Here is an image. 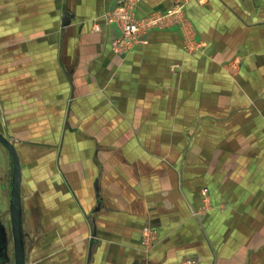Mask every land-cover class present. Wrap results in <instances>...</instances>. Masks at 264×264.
<instances>
[{
	"label": "crops",
	"instance_id": "crops-1",
	"mask_svg": "<svg viewBox=\"0 0 264 264\" xmlns=\"http://www.w3.org/2000/svg\"><path fill=\"white\" fill-rule=\"evenodd\" d=\"M172 2L2 1L0 131L17 145L22 188L18 144L29 141L33 158L23 228L64 236L61 257L73 264L87 254V264H182L187 256L264 264L263 211L245 205L259 195L239 198L229 213V183L201 178L190 161L202 155L201 139L186 133L201 122H191L196 113L218 107L242 111L253 128L263 117L264 0H187L184 21L142 32L127 46L118 22L108 21L117 5L140 19ZM202 187L218 207L198 219ZM145 225L160 237L146 254Z\"/></svg>",
	"mask_w": 264,
	"mask_h": 264
},
{
	"label": "rangeland",
	"instance_id": "rangeland-1",
	"mask_svg": "<svg viewBox=\"0 0 264 264\" xmlns=\"http://www.w3.org/2000/svg\"><path fill=\"white\" fill-rule=\"evenodd\" d=\"M2 1L0 0V51L4 50V30H3V10H2ZM187 0H173L170 6L164 9H158L146 16H143L140 19H135L133 15V10L129 8H124L122 5H117L111 12L108 14V21H117L118 24L122 25V17L128 18L133 22H140L142 19L151 18L153 16H158L159 18L155 24H145L143 27H140L138 31L134 33L131 38L128 40H124L122 38V42L126 44H131L134 40L139 37V34L154 28H161L167 26L169 23L179 22L185 20L184 16V6ZM16 13L17 11H10ZM43 15V25L44 28L46 24L48 25L51 19L50 8L44 10ZM61 14V13H60ZM14 14L11 15L13 17ZM61 18V17H60ZM50 26V25H49ZM122 31V26H121ZM46 37V36H45ZM45 44H47V40H44ZM32 43V42H29ZM0 63L4 65V59L0 60ZM232 67H236V63L234 61L231 63ZM178 64L173 65V69ZM199 116L192 119L193 121H201L199 124L193 125L189 127L186 131L188 135H195L197 138L201 139V142L198 144L204 149L201 156L190 160L191 162L196 161L199 166L197 167L198 171L201 173V178H207L216 180H223L229 183L230 187L227 188L225 194H228L229 197L232 198L230 202L226 204L225 209L229 213H233L234 210L238 211L239 198L244 196H248V200L251 196L259 195L260 200L258 203L254 204L253 202L245 203L246 209L249 211L260 213L259 211H263V215H261L257 219V227L264 226V112L262 113L263 117H256V127L253 128V125H250V118H244V113L242 111L237 113H232L226 110L224 107L220 109L209 110L208 112L204 111L201 114L196 113ZM239 115L238 121H230V119H235V117ZM226 119V121L224 120ZM244 119L247 120L244 122ZM254 119V118H252ZM1 128L2 125L0 124ZM6 132V130H5ZM8 136V133L4 134ZM59 141V140H58ZM29 141L23 142L22 145L18 144L19 148L23 154V169L25 170V177L23 178V185H25L24 193H27L26 186L29 179V163L33 161V158L30 157L28 152L26 153V149H28L27 145H30ZM37 144V143H36ZM34 144V145H36ZM41 145L42 143H38ZM38 145V146H39ZM43 145V144H42ZM17 146V145H16ZM19 154V153H18ZM35 154V153H34ZM38 154L43 155L44 153L40 152ZM59 155L57 151L51 152V158L53 159ZM37 156V154H35ZM212 169L213 172H210ZM10 159L7 155L6 151L0 146V180L3 179L5 182L6 190L3 192L5 195H2L0 200L1 210L5 211L4 215L6 217L9 215V203H8V190H9V179H10ZM31 181V180H30ZM27 182V183H26ZM30 184V183H28ZM234 185V187H232ZM202 195V204L196 209L194 215L200 219V215L202 217L206 216L208 213V209H213L218 207V204L210 205V196L209 190L205 187H202L200 190ZM4 197V198H3ZM256 205L255 209L254 206ZM255 216L248 219L249 224L254 226ZM198 223V222H197ZM202 232L207 235L208 226L200 220L198 223ZM240 225L237 224V227ZM34 234L32 240L27 244V259L31 264H73L71 260V256H67L70 260L67 262L68 258L61 257V254L66 253L65 241L64 243L61 240H64L63 237H56L54 234H51L53 237L50 238L49 233L38 234V233H30ZM61 234L67 233L60 232ZM159 231L157 228L151 225H145L142 227L140 232V244L142 245L143 252L149 253L151 249H153L159 241ZM61 239V240H60ZM60 241V242H59ZM55 242H58L57 246ZM59 250V251H58ZM58 251V252H57ZM57 252V253H56ZM216 252V251H215ZM216 256V254H215ZM89 254H87L86 260L84 256L76 258V261L79 264H87L88 263ZM182 264H200V259L194 256H187L183 259Z\"/></svg>",
	"mask_w": 264,
	"mask_h": 264
},
{
	"label": "water",
	"instance_id": "water-1",
	"mask_svg": "<svg viewBox=\"0 0 264 264\" xmlns=\"http://www.w3.org/2000/svg\"><path fill=\"white\" fill-rule=\"evenodd\" d=\"M66 21L63 22V25ZM0 146L6 151L10 159V180L8 190L10 230L13 236L14 264H31L27 257V247L24 237V216L22 201V177L21 158L18 154L15 142L0 131ZM0 251V257H2Z\"/></svg>",
	"mask_w": 264,
	"mask_h": 264
},
{
	"label": "flooded vegetation",
	"instance_id": "flooded-vegetation-1",
	"mask_svg": "<svg viewBox=\"0 0 264 264\" xmlns=\"http://www.w3.org/2000/svg\"><path fill=\"white\" fill-rule=\"evenodd\" d=\"M5 190H6L5 182L3 179H1L0 180V200H1L2 195H5L3 193L5 192ZM1 209L2 208L0 205V251L2 252L1 253L2 257H0V264H14L13 263L14 261L13 236L10 230V217L9 215L6 217V215H4L5 211H2ZM23 232L25 234L24 237H25L26 247H27V244L32 240L33 236L26 230H23Z\"/></svg>",
	"mask_w": 264,
	"mask_h": 264
},
{
	"label": "built area",
	"instance_id": "built-area-1",
	"mask_svg": "<svg viewBox=\"0 0 264 264\" xmlns=\"http://www.w3.org/2000/svg\"><path fill=\"white\" fill-rule=\"evenodd\" d=\"M159 18L158 16H153L151 18H145L142 19L140 22H133L131 21L128 16L125 18L124 16L122 17V38L124 40H128V38H131L136 31L139 30L140 27H143L145 24H155Z\"/></svg>",
	"mask_w": 264,
	"mask_h": 264
}]
</instances>
